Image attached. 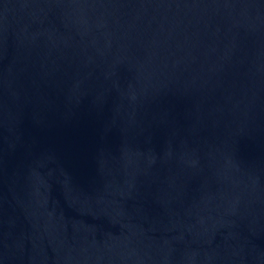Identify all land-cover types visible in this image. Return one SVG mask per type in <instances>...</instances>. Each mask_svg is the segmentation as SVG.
I'll list each match as a JSON object with an SVG mask.
<instances>
[{"label":"water","instance_id":"95a60500","mask_svg":"<svg viewBox=\"0 0 264 264\" xmlns=\"http://www.w3.org/2000/svg\"><path fill=\"white\" fill-rule=\"evenodd\" d=\"M0 264H264V0H0Z\"/></svg>","mask_w":264,"mask_h":264}]
</instances>
